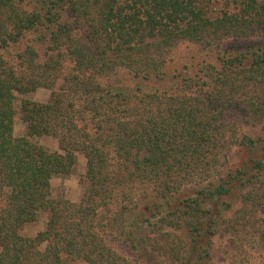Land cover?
<instances>
[{
    "label": "trees",
    "instance_id": "1",
    "mask_svg": "<svg viewBox=\"0 0 264 264\" xmlns=\"http://www.w3.org/2000/svg\"><path fill=\"white\" fill-rule=\"evenodd\" d=\"M25 1L31 10L15 0H0V192L5 197L0 205V264H126L97 226L99 212L115 197L135 205L134 211L120 213V222L132 234L140 261L146 262L148 248L138 243L148 224L167 236L162 253L177 264H204L215 234L248 224L264 243V218H250L264 197L263 138L244 136L246 158L219 179L212 178L228 158L240 127L264 123V40L204 61L203 76L180 71L176 87L193 85L201 93L156 88L141 98V107L127 109L125 118L107 114L104 125H79L65 92L83 89L92 99L103 91L96 77L117 75L120 68L140 79L163 80L168 54L182 41L208 48L264 30V2L247 0L238 11L210 17L196 0L123 5L119 0ZM67 15L85 21L80 33L68 31ZM61 34L75 64L70 77L60 76L61 53H54ZM34 42L44 46V61L38 60ZM4 55L15 57L18 66ZM40 87L51 89L47 101L27 97ZM130 92L111 91L120 99L135 95ZM17 114L26 124L21 137L14 135ZM44 135L57 137L59 149L52 152L34 141ZM259 144L262 158L253 156ZM78 151L86 158L83 196L78 203L55 200L51 180L72 171ZM198 181L207 183L190 195L182 193ZM237 186L245 190L235 209L231 200ZM140 192L148 197L145 201L133 199ZM42 212L47 213L45 229L23 235L24 225ZM176 233L180 244L169 241ZM181 244L186 246L181 249Z\"/></svg>",
    "mask_w": 264,
    "mask_h": 264
},
{
    "label": "rangeland",
    "instance_id": "2",
    "mask_svg": "<svg viewBox=\"0 0 264 264\" xmlns=\"http://www.w3.org/2000/svg\"><path fill=\"white\" fill-rule=\"evenodd\" d=\"M247 0H196V4L205 11L207 16L216 17L223 15L224 12H234L240 10ZM259 2H264V0H258ZM15 2L25 10H31V6L25 0H15ZM132 4L133 0H119V4ZM142 4V3H140ZM140 6V5H137ZM132 10V9H128ZM68 24V31L73 33H80L81 28L85 27V21L83 19L77 20L72 15H67L64 18ZM65 37L60 36L58 43H55V54L61 53L58 60L60 61L61 77H70L75 73V64L70 59L69 55L66 53V41ZM264 40V30L255 33L254 35L243 38H227L220 42L214 43L212 46L205 48L201 44H196L189 41H182L178 43L168 54L167 63L164 69L167 74L164 76L163 80H145L133 76L129 73L127 69L120 68L119 72L116 74L105 75L96 77V81L99 82L103 91L96 93L92 99L87 98V93L83 89L75 91L72 95L65 91L68 96H66V101L74 102V107L72 110V116L78 122L79 125H88L92 128L96 124H106V121H101L106 118L107 114H113L115 118H125L127 115V109L135 107H141L139 103L141 98L147 93H151L156 88H162L167 86L170 92L184 94H199L201 93V87H192L193 85L181 84L176 87V82L180 79L178 75L180 71H183L184 76L194 75V73L199 72L203 76L204 72H200V68L204 61L212 60L215 56L224 55V51L228 49H238L241 45L248 42H257ZM35 48L39 53L38 60L44 61L48 55L44 51V46L40 43H33ZM60 48V49H59ZM16 52V49H12ZM4 59L11 62V64L18 66V61L15 57L11 55H4ZM21 63V62H20ZM22 64V63H21ZM178 75V76H176ZM176 76V77H175ZM90 82H94L90 80ZM68 86H72L69 83ZM66 86V88H68ZM140 86V87H136ZM74 88V87H73ZM132 88V89H131ZM135 88H141L137 90L136 93L133 92ZM131 91L129 95L133 92L135 95L132 97L127 96L126 99L116 98L111 91L115 90ZM76 90V89H75ZM203 91V90H202ZM51 94V89L48 87H40L38 90L27 95L31 100L45 102L49 99ZM73 98V100H70ZM21 96L18 95L15 102L17 110H19ZM72 109V107H71ZM74 112V113H73ZM97 112H101L97 115ZM26 134V124L22 121L19 114L14 118V135L16 137H21ZM256 136L262 137L264 140V123L257 125H242L236 135L234 142L231 144L228 151V158L224 160L223 165L220 167L219 172H217L213 180L219 179L222 175H225L229 169L239 165L246 158V151L242 149V138L244 136ZM38 144L43 145L49 151H56L59 149V139L53 135H44L40 138L34 139ZM258 145L253 156L257 158L261 157L260 147ZM111 158H114L115 153L110 150ZM76 163L69 174L57 173L54 174L51 180V197L55 200H69L74 203L80 202L85 186V173H86V158L81 151L76 152ZM264 177V176H263ZM262 178V177H258ZM261 180H264L263 178ZM199 182V181H198ZM192 183L182 191L184 195H190L195 192L200 186L206 184L202 183ZM264 184V181H263ZM258 187V184L252 183V186ZM262 186V185H261ZM143 188V187H141ZM255 188V189H256ZM241 187L237 186L233 190L234 197L231 201L234 202V208H238L242 205L243 191ZM150 193V192H148ZM264 193V191H263ZM145 193L140 192L136 194L133 199H142ZM145 197L143 201L146 200ZM261 205L254 207V213L251 221L255 222L257 218H264V197L261 199ZM5 197L3 191L0 192V205H3ZM137 201V200H136ZM134 203L131 200L122 197H115L108 207L102 209L100 213V219L98 220L97 226L102 236L106 239L107 243L114 248L119 257H124L126 264H177L175 262H169L172 258H167V255L163 252L161 247L167 236L158 231L157 227H153L148 224L146 226L145 234L142 235V242L138 244H145L148 251L144 254V260L136 259V249L132 246V234L125 229L120 220V213L125 212L127 209L134 211ZM207 206V205H206ZM208 207V206H207ZM233 209V210H235ZM47 213L42 212L38 219L32 223L25 224L22 229V234L25 236H35L38 232L42 231L46 227ZM151 234L148 235L149 230ZM154 229V230H153ZM180 239L179 234L170 236L169 241L176 244ZM176 242V243H175ZM177 244H180L177 243ZM186 245L181 244L180 248H184ZM161 249V250H160ZM211 250V255L209 260H204V264H264V243L260 239L259 235L254 232V227L248 224L247 227H239L236 231L224 230L219 234H215L209 245ZM127 258V259H126ZM169 259V260H168ZM124 264V263H123Z\"/></svg>",
    "mask_w": 264,
    "mask_h": 264
}]
</instances>
